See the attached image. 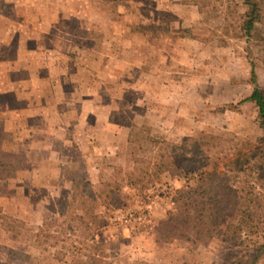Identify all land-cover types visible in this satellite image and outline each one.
<instances>
[{"label":"rangeland","instance_id":"1","mask_svg":"<svg viewBox=\"0 0 264 264\" xmlns=\"http://www.w3.org/2000/svg\"><path fill=\"white\" fill-rule=\"evenodd\" d=\"M254 1L248 35L244 0H0V264H264L260 229L232 237L247 205L258 227L262 185L213 173L263 135ZM148 136L209 163L145 176ZM227 176L246 199L211 197Z\"/></svg>","mask_w":264,"mask_h":264},{"label":"trees","instance_id":"2","mask_svg":"<svg viewBox=\"0 0 264 264\" xmlns=\"http://www.w3.org/2000/svg\"><path fill=\"white\" fill-rule=\"evenodd\" d=\"M245 4L248 6V11L246 13V19L244 21V30L249 35L256 23L261 20V6L258 2L254 0H244ZM188 36L194 37L195 35L190 34L189 31L186 32ZM255 81V75H254ZM246 101H253L258 107L260 126L263 130V135L259 137L255 143L250 144V148L246 151H238L231 154H215L216 156V169L213 173H216L217 167H223V175H230V178L237 180L238 182L244 178H250V181L254 179L258 184L262 185V190L264 192V89L256 85L252 94L245 99ZM141 127V130H143ZM148 143L145 144H135L136 146L130 152L131 159L135 163L139 164H150L151 166L145 168L146 171L144 175H149V171L164 172L173 169L174 167L180 166L181 163L190 160L194 165L195 163L207 162L210 160L209 156H203L204 151L199 148V144L196 142L189 147L188 143L183 144H174L164 139L152 138L148 136ZM133 140V133L130 135V141ZM236 156V157H235ZM146 159V160H145ZM14 166L11 163H5L0 160V177L6 176L9 177L12 175ZM221 178V177H220ZM223 185L225 192H219L215 189L211 197L213 196H224L226 193L227 197L232 199H246L244 194H240L235 185L229 181V176L222 177ZM253 189H255L253 187ZM210 197V198H211ZM222 201H216L215 204H210L209 207H203L201 210L206 211L207 215L212 222V225L215 226L220 221L219 211L222 209L220 207ZM224 203V202H223ZM247 209H244L242 216H245L242 220L234 226L232 231V237L239 235L248 236L250 233L245 232V228L249 227L251 231L260 229V234L258 236L263 239L262 242H256L254 261H256L261 254H264V216L262 220L257 222L258 227L254 228L248 221V217L253 219L250 214V206L247 205ZM241 219V218H240ZM204 218L202 222H204ZM197 224H194L193 227H196ZM213 232L209 228V233ZM233 239V238H232Z\"/></svg>","mask_w":264,"mask_h":264}]
</instances>
